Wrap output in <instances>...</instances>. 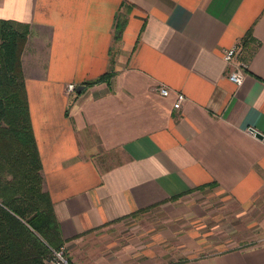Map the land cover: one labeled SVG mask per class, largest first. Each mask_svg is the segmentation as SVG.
I'll use <instances>...</instances> for the list:
<instances>
[{"label":"crops","instance_id":"crops-1","mask_svg":"<svg viewBox=\"0 0 264 264\" xmlns=\"http://www.w3.org/2000/svg\"><path fill=\"white\" fill-rule=\"evenodd\" d=\"M0 19L29 25L22 65L43 187L73 264H132L128 217L211 188L255 208L262 240L135 264H264V0H0ZM237 42L240 85L223 58Z\"/></svg>","mask_w":264,"mask_h":264},{"label":"trees","instance_id":"trees-1","mask_svg":"<svg viewBox=\"0 0 264 264\" xmlns=\"http://www.w3.org/2000/svg\"><path fill=\"white\" fill-rule=\"evenodd\" d=\"M125 25L118 18L116 40ZM29 33L28 24L0 19V264H52L53 249L65 243L32 127L22 65Z\"/></svg>","mask_w":264,"mask_h":264},{"label":"rangeland","instance_id":"rangeland-1","mask_svg":"<svg viewBox=\"0 0 264 264\" xmlns=\"http://www.w3.org/2000/svg\"><path fill=\"white\" fill-rule=\"evenodd\" d=\"M200 202L203 207L197 205ZM257 218L255 208L230 204L211 188L133 213L126 219L129 228L124 231L129 235L124 239H131L132 264L147 259L167 262L258 243L262 238L257 235ZM117 232L113 229L109 233L123 237L122 233L114 236ZM233 235L244 239L227 240ZM217 239L222 240L220 245L211 243Z\"/></svg>","mask_w":264,"mask_h":264},{"label":"built area","instance_id":"built-area-1","mask_svg":"<svg viewBox=\"0 0 264 264\" xmlns=\"http://www.w3.org/2000/svg\"><path fill=\"white\" fill-rule=\"evenodd\" d=\"M241 45L239 42L226 49L223 54V58L226 61L228 72L227 77L230 81L234 82L236 85H240L243 82L245 69L247 67L246 61L240 60ZM68 92L76 93L77 85L74 83H69L67 85ZM159 92L163 96H170L171 90L168 86L159 87ZM187 97L183 92H176V100L174 107L179 109L182 104L186 101ZM52 264H73L70 260L65 245L53 249V257L50 259Z\"/></svg>","mask_w":264,"mask_h":264},{"label":"water","instance_id":"water-1","mask_svg":"<svg viewBox=\"0 0 264 264\" xmlns=\"http://www.w3.org/2000/svg\"><path fill=\"white\" fill-rule=\"evenodd\" d=\"M84 85H79V86H77V91L78 92H81L82 91V89H84ZM257 132V131H256ZM256 134H258V135H260V133H256ZM261 136V135H260Z\"/></svg>","mask_w":264,"mask_h":264}]
</instances>
